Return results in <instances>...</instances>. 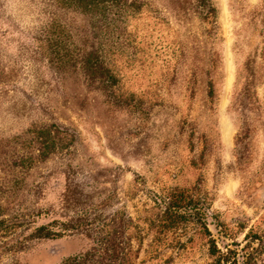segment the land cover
<instances>
[{
    "label": "rangeland",
    "instance_id": "rangeland-1",
    "mask_svg": "<svg viewBox=\"0 0 264 264\" xmlns=\"http://www.w3.org/2000/svg\"><path fill=\"white\" fill-rule=\"evenodd\" d=\"M137 1L142 10L120 24L130 39H116L115 93L127 104L115 105L83 73L57 75L33 56L55 7L0 0V69L13 70L0 82L15 85L0 90V264H61L88 240L36 238L34 224L75 212L143 219L169 188L200 196L221 247L249 232L264 241V0ZM76 15L60 21L88 29ZM32 123H56L75 141L27 171L12 163ZM210 261L197 234L170 264Z\"/></svg>",
    "mask_w": 264,
    "mask_h": 264
},
{
    "label": "trees",
    "instance_id": "trees-1",
    "mask_svg": "<svg viewBox=\"0 0 264 264\" xmlns=\"http://www.w3.org/2000/svg\"><path fill=\"white\" fill-rule=\"evenodd\" d=\"M41 3L49 9L55 7L56 16L40 26L33 37L36 42L33 56L37 60L46 59L57 75L83 73L108 92L113 104H127L115 93L120 81L115 60L121 50L119 46L123 45L117 44L116 39L123 35L130 39V33L123 32L120 24H129L142 10V3L137 0H41ZM69 12L82 15L88 21V29L75 31L77 27L73 23L60 21L59 15ZM3 71L0 69L2 77L12 78L11 68L6 73ZM14 88L9 79L0 82V90ZM209 95H213L212 85ZM26 132L28 136L21 141V153L12 164L27 171L69 149L75 141L73 133L56 123H32ZM71 199L75 201L65 195L64 203L71 206ZM205 209L203 200L194 192L169 188L162 195L153 194V203L143 219L134 220L118 212L110 216L100 214L89 220L75 212L54 217L48 223L34 224L31 235L41 239L78 235L88 240L83 249L67 256L61 264H170L197 234L205 239L211 258L207 264H264V241L259 233L249 232L244 242L235 240L221 247L209 227ZM43 212L46 211L38 210L35 214ZM19 220L16 218L7 224V230L11 232L18 223H23ZM189 223L196 227L190 236L185 232Z\"/></svg>",
    "mask_w": 264,
    "mask_h": 264
}]
</instances>
